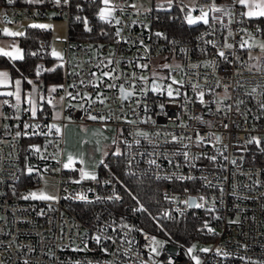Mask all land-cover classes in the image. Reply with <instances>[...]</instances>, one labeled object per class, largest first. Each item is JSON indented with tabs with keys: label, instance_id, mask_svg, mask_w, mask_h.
I'll list each match as a JSON object with an SVG mask.
<instances>
[{
	"label": "built area",
	"instance_id": "1",
	"mask_svg": "<svg viewBox=\"0 0 264 264\" xmlns=\"http://www.w3.org/2000/svg\"><path fill=\"white\" fill-rule=\"evenodd\" d=\"M3 1L5 10L2 18L5 19L6 14V20L18 23V29L26 28L24 23L19 22L22 17H45L49 12H53L55 18L67 20L68 27L64 42V61L56 58L47 63L48 46L45 40L39 39L35 52L38 58L35 69L38 66L54 69L62 63L64 67H60L63 73L59 82L45 81L44 75L48 71H42L37 77L34 69L37 85L40 86L38 97H45L44 100L37 99L42 109L38 110L37 117L32 118L30 112L17 113L12 106L15 103L12 98H6L9 103L2 105L0 262L73 264L74 261L89 260L92 264H195L187 253L186 246L174 239L162 238L143 227L140 222L141 211L138 210L140 205L124 202L120 183L113 174L107 173L95 180H80V183H75L74 181L79 180L76 179L77 172L63 168L64 125L68 122H93L101 126H113L118 131L117 145L123 153L124 171L128 177L150 179L164 184L161 194L163 204L159 206L160 216L169 221L186 214L200 218L198 230L201 239L212 242L210 252L199 254L202 264H264V152L259 150L264 147V109L258 107V103L264 99L259 94L264 92V73L259 71L264 66V56H260L259 61L249 59L247 49H240L238 46L239 41L249 38L241 29L246 28L248 33L258 37L257 28L251 24L249 18L239 15L244 11L243 7L234 4V0H194L192 11L186 8L185 17L189 14L199 16L201 7L209 10L211 5L215 4L217 7H231L235 13L234 19L230 23V18L222 12L209 10L211 26L198 21L200 26L196 31L178 36L159 26L161 13L171 11L176 1L166 6L154 5L151 9L136 6L137 11L131 7L133 0H115L120 6L115 12V18L121 21L120 24H116L115 19L111 23L99 19L98 10L103 6L100 0H68V3L62 0L60 5L55 4L54 0H43L42 5L33 8L16 3L9 5L7 0ZM95 3L98 5L96 10L85 8L86 5ZM185 17L179 21L180 25L183 21L188 24ZM216 17H223V25L227 27L217 23ZM88 28H91V31H88ZM117 29H121L119 37L115 35ZM229 30L234 33V38L228 35ZM105 32L107 35L103 34ZM156 33L163 35L157 36ZM207 41H212L215 47ZM225 43H233L237 47L225 49ZM220 50H224L226 55L232 53L229 59L235 62H225L218 55ZM236 56L240 57L239 61L235 60ZM108 60L113 63L108 67L101 65L103 70L110 71L115 68L120 77L115 83L129 90L135 85L136 94L123 99L119 87H101L99 91L104 92L110 99L105 104L97 102L89 107L85 100H72L66 96L63 89H58L56 93H51L55 101L60 100L61 96L65 99L61 102L62 114L59 119H55L51 105L47 103L50 88L53 85L76 83L77 88H68L67 91L74 94L79 92L81 95L90 92L95 99L96 90L80 85L79 80L83 78L87 83L89 72H97L99 75L96 65L101 61L107 64ZM115 61H119V64ZM207 62H213L215 68L206 67ZM145 63L149 65L147 69L137 67V64ZM163 64L179 68L171 71L161 68ZM193 64L199 67L193 69ZM73 70L79 75H70ZM133 72L137 76H147L148 83L130 78ZM153 72L163 76L171 74L176 79L185 81L183 86L174 85L179 87L182 93L175 102H171V98L166 94L160 95L151 90L146 96L140 95V88L150 89L153 82L171 83L170 80H158L153 76ZM104 79L112 82L107 77ZM218 81L220 87H216ZM190 82L200 83L201 90L205 92V104L199 102ZM224 84L229 86L227 93L224 91ZM258 85L261 87L257 89V93L249 95L251 89ZM183 93H187L191 101L187 103L186 110L181 107V104L185 103ZM225 96L231 98L223 100L222 110L218 111L215 100ZM137 101L141 103L138 105ZM209 101L211 103H208ZM238 101H243L239 104L243 115L236 111ZM70 104L76 107H70ZM81 104L84 105L83 108L79 107ZM144 104H147V111L143 109ZM160 104H164L163 109L159 108ZM227 105L232 106L231 112H227ZM22 108L29 107L22 105ZM89 114H111L112 118L107 121H94L89 119ZM149 116L156 121L155 124L142 122ZM196 117L200 119L197 120ZM128 121L137 123L129 124ZM25 123L39 124L40 127L25 129ZM53 123L60 124V133L52 129L48 136L32 135L33 132L47 133V125ZM185 124L187 127H183ZM223 124H228L229 127L225 129ZM121 129L125 130L123 135L120 134ZM135 129L161 133L155 150L143 139L140 145L134 143V139H140L129 134ZM17 131L27 132L29 135L17 137ZM167 133L191 137V140L165 144L163 141L166 138L170 140V137L166 136ZM197 133L205 138L203 142L197 140ZM212 133L222 139L216 140ZM252 136L261 138L259 147L255 143H246ZM125 139L128 143L124 142ZM185 144L188 147H184ZM31 145L41 146V152H34ZM154 151L156 155H147ZM57 152L58 156L55 155ZM164 152L169 153V157L161 155ZM184 152L188 153L187 161L182 154ZM172 153L180 154L171 155ZM42 156L46 158H41ZM212 156L216 157L214 161L209 159ZM151 158L157 159L160 168L151 166L148 175H144L150 168L147 161ZM169 158L172 163H169ZM232 160L236 163H231ZM22 165L32 184L21 188L19 181ZM28 166L37 168L39 172L29 175L26 171ZM46 168L47 172L44 171ZM41 174L55 179V193L60 197L58 202L22 198L33 191L31 186L40 183ZM156 175L171 178L156 179ZM180 176L193 179L181 180L178 178ZM78 194H84L87 200L75 198ZM117 195L120 199H115ZM172 197L177 199H170ZM189 197L195 198L196 203H203L204 207L195 208L182 203ZM200 197H204V200L201 201ZM213 208L215 211H210ZM41 212L44 215H40ZM165 212L170 213L172 218L166 217ZM205 223L207 227L204 226ZM123 224L128 227H121ZM209 228L213 231H209ZM95 235L112 239H103L101 244H97L93 239ZM148 237H155L157 241L161 238L164 242L162 247L154 245ZM85 242L89 250H75L77 246L84 248ZM149 245L158 247L160 254L153 253ZM102 247H107L108 253H104Z\"/></svg>",
	"mask_w": 264,
	"mask_h": 264
},
{
	"label": "snow or ice",
	"instance_id": "2",
	"mask_svg": "<svg viewBox=\"0 0 264 264\" xmlns=\"http://www.w3.org/2000/svg\"><path fill=\"white\" fill-rule=\"evenodd\" d=\"M27 2L29 4H39L42 3L43 0H27ZM62 2V0H54V3L57 5H60ZM64 3H68V0H63ZM101 4L103 5L102 7H99L98 10V15H99V19L102 21H105L107 23H111L112 20L115 19V23L116 24H120L121 21L119 19L115 18V12L117 11V8L120 7L119 5H117L115 3V0H100ZM169 2H171V0H169ZM16 0H7V4L12 5L15 4ZM234 4L236 5H240L243 6L244 8L247 9V11H243L240 12L239 15L243 16V17H247L249 19H259V18H264V0H234ZM131 7L133 9H136V5L132 4ZM123 10V9H121ZM138 11V9H136ZM211 11L214 12H222L224 14V16H227L230 18V23L233 21L235 13L233 12L231 7L225 6V7H217L215 4L211 5L210 9ZM209 10H205V8L201 7L200 8V15L199 16H192L191 14L187 15L185 18L188 22V24L192 25V24H196L198 21H202L203 24L205 25H210V21H209ZM7 18L6 14H5V19ZM77 19H80V17H77ZM217 23H220L221 25H223V17H216L215 18ZM85 24H87V19H85ZM211 26V25H210ZM224 27H227V25H223ZM29 27L31 28H39V29H51L52 25L50 24H37V23H33L31 25H29ZM88 31H91V28L87 29ZM258 31H260V29H257ZM241 31L245 32L248 34V39H244L238 42V46L240 49H247L248 54H249V59H256L257 61H259V57H253L251 55V52L253 49H259L260 52L264 53V39H261L259 41L256 40L255 36H253L251 33H248V30L245 29H241ZM0 32H3V34L5 36L8 37H22L25 35V32L23 31H14L13 29L9 28V27H4L3 29H0ZM104 35H107V33H103ZM115 35L117 37H119L121 35V29H117ZM157 36H161L163 35L162 33H156ZM228 35L230 37L234 38V33L229 30ZM141 43H143V41H140ZM207 43L209 44H213L212 41H207ZM102 47V46H101ZM213 47H215V44H213ZM237 47L236 44L233 43H225L223 45V48L225 49H235ZM10 49V50H9ZM147 46H145V51H147ZM31 55L35 56L37 55V53L33 52L31 53ZM51 55L53 57H56L58 60L60 61H64V57L63 55L57 51L54 47L52 48L51 51ZM114 55V54H113ZM219 57H221L225 62L227 63H234L235 61L230 60L229 59V55H232V53H229L228 55H226L224 50H220L218 52ZM0 56L3 57H7L9 59H11L12 61H20L23 60L24 57V52L23 49H21L19 46H17L14 42L8 46H3L0 45ZM240 57L236 56L235 60L239 61ZM113 63L112 60H108L107 64H104L103 61L100 62V64H97L96 67L99 69V75L97 74V72H89V79L87 81V83L85 82V80L83 78H81L79 80V84L80 85H84L85 87H91L94 90H96V95H95V99H93V94L90 92H84L83 95H81L79 92H76L75 94L71 91H67L68 88H77L78 85L76 83H72L69 85H64V84H60V85H53L50 88V94L47 97V103L49 105H52L53 108L57 107V104L60 102H63V100L65 99L64 96L60 97V101L55 102V97H53L51 95V93H56L58 91V89H63L65 91V94L67 97L71 98L72 100H76L77 98L85 100V102L88 104L89 107H91L92 104H95L97 102H99L100 104H105L106 101L108 99H110V97H107L104 92L99 91V89L101 87L107 88V89H112V88H117L119 87V91L121 94V97L123 99H128L130 97H132L133 95L136 94V89H135V85L131 86V90L129 89H125L123 85H117L115 83V81L117 79H119V75H117V70L115 68H112L110 71H104L103 68L101 67V65H103V67H108L109 65H111ZM115 63L118 65L119 61H115ZM59 67H64V64H60L58 65ZM205 66H211L213 68H215V64L213 62H207L205 64ZM137 67L140 69H147L149 67L148 64H137ZM161 68L164 69H170L171 71H176L179 66H177L176 68H173L172 65L170 64H163L160 66ZM199 65L197 64H193L191 65V68L195 69L198 68ZM55 69H44L42 66H38L35 69V74L37 77H39L42 73V71H54ZM249 71H251V68H249ZM259 71H261L262 73H264V66H262ZM70 75H79L78 73L75 72V70H73L71 73H69ZM237 75L239 74V72L236 73ZM153 76L156 77L158 80H170L171 83L168 84H162L159 82H153L151 84L150 89L147 87H141L140 88V95L141 96H146L148 91L151 90L152 92H156L159 93L160 95H165L169 98H171V102H175L176 98L180 97L182 95L181 90L179 87H174V85H181L183 86L185 81L183 79H176L175 76H172L171 74L167 75V76H163L160 75L157 72H153ZM105 77L108 78V80L112 81L111 83L105 81ZM129 77H126V79H128ZM132 79H138L140 81H142L144 84L148 83V77L145 75H139L137 76V74L135 72L131 73V77ZM205 82H207L206 78H205ZM27 83L30 85H33V89L34 91L37 90L40 86L35 84L32 80H27ZM191 83V82H190ZM21 84H22V80L21 79H15L13 80L8 71H0V87H4V88H9V87H14V91H3L0 92V96H6V97H14L15 98V103L12 105L17 113L20 112H25L28 113L30 112L31 117L32 118H36L37 117V112L38 110L42 111V109L40 108V105L37 103V98L34 95V92H28L26 94V96L24 94H22V90H21ZM191 87L193 92L195 93L196 97L199 99V102L201 104H205L206 101L204 99L205 97V92L203 90H201V85L200 83H191ZM216 87H220V82L218 81L216 84ZM228 85L224 84V91L227 93L228 92ZM261 87V85H258L257 87H254L251 89V92L249 93V95L252 94H256L257 93V89ZM261 95V97H264V92H260L259 93ZM184 97H185V103L181 104V107L186 110L187 108V103L191 102L189 101V98L187 96V93H183ZM230 96H225L223 98H217L215 100L216 106H217V110L220 111L221 109V104L223 103V100L225 99H230ZM39 100H44L45 97L43 95H40L38 97ZM27 103L28 105H30L31 107L29 108H22V104ZM9 101L7 99H5L4 101L0 102V104L6 105L8 104ZM141 102L137 101V104L139 105ZM208 103H211V101H209ZM243 103V101H238L237 105H236V111L240 112V108H239V104ZM70 107H76V105H69ZM79 107L83 108L84 105L81 104L79 105ZM258 107L260 109H264V99H261V101L258 103ZM159 108L163 109L164 108V104H160ZM143 109L145 111H147V104L143 105ZM227 112H231L232 111V106L231 105H227L226 106ZM241 115H243V112H240ZM19 119V116L17 117ZM60 118V112L56 113V119ZM112 116L111 114L105 116V115H91L89 114V119L91 120H101V121H107L109 119H111ZM70 119V117L68 118ZM197 120H199V117H196ZM257 119H259V117H257ZM143 123H150V124H155L156 121L152 120V118L149 116L147 117V119L142 121ZM129 124H136V121H128ZM6 127V126H5ZM19 127V125H18ZM40 125L39 124H29V123H25L24 124V128H35V129H39ZM49 131L47 133H40V132H33L32 135H40L43 134L45 136H48L51 134V130L55 129V131L57 133L61 132V127L56 124L53 123L51 125H47ZM183 127H187V125H183ZM223 127L225 129H227L229 127L228 124H223ZM124 129L120 130V134L123 135L124 133ZM130 135H132L133 137H139L140 139H134V143L136 145H140L141 143V139H143L144 141H147L148 144L152 145L154 150L157 147V142L161 136V133L155 132V133H150L146 130L143 129H135L133 131H131L129 133ZM21 135H29V133L27 132H20L17 131L16 132V136L19 137ZM212 136L215 137L216 140H221L222 138L218 135H216L215 133L211 134ZM167 137H170L169 139H165L163 141V143L167 144L170 142H181L184 139H188L191 140V137H183V136H178L176 134L173 133H167L166 134ZM153 137H155V139H153ZM204 137L200 136L199 133H197V140L199 142H203L204 141ZM125 143H128V141L125 139L124 141ZM0 143H3V141H0ZM49 143H52V141H49ZM113 143H116V140H113ZM246 143L251 144V143H255L258 147L261 145V138L260 137H256V136H252L249 140L246 141ZM31 149L36 152V153H40L41 152V146L39 145H31L30 146ZM129 147H131V145L129 144ZM184 147H188L187 144L184 145ZM227 146L225 145V148ZM259 150L261 152H264V147H260ZM116 156H120L123 153H121L119 150H117L115 153H113ZM180 153H172L171 155H179ZM183 156L185 157V160H188V153L184 152L182 153ZM55 155H59V153L57 152ZM129 155H131V153H129ZM138 155H145V153H138ZM147 155L149 156H154L156 155V152L154 151L153 153H148ZM161 155L165 156V157H169V153L164 152L161 153ZM222 155V153H221ZM41 158H46V157H41ZM198 157H193V159H197ZM210 160H215L216 157L212 156L209 157ZM224 159H227V157H224ZM76 163V159L72 154H69L67 156V162L63 164V168L64 169H74V165ZM81 163H83V161L81 160ZM102 163V161H101ZM147 163L149 164L150 168L148 170H146L144 172V175H148V172L151 171V166H155L156 169L160 168V165L157 163V159L155 158H151L148 159ZM169 163H172V160L169 158ZM231 163L235 164L236 161L232 160ZM131 166V160L129 161V167ZM27 173L29 175L33 174L34 172L38 173L39 170L33 166H28L26 169ZM45 172L48 171V169L46 168L44 170ZM53 171H59L58 169H53ZM80 172V176L82 179H91V180H95L96 176L94 173H90L87 172L83 169L79 170ZM133 175H135V173H131ZM170 179L171 177H161L159 175H156V179ZM181 180H185V179H193V177H187V176H180L178 177ZM40 179L44 181L45 183V188H41V189H37L36 191H32L30 192L28 195L23 196L22 198L25 200L28 199H32V200H38V201H56L58 202L60 197L55 193V192H49L46 190L47 188V180L44 178V176L41 174L40 175ZM206 179V178H205ZM75 183H80V180H76L74 181ZM75 198L80 199V200H87V197L84 194H78ZM168 197L166 196V199ZM108 199H113V197H108ZM115 199H120V197L117 195L115 196ZM170 199H177L176 197H172ZM201 201L204 200V197H200L199 198ZM182 203L184 204H188L190 207H195V208H202L204 207L203 203H196L195 202V198L193 197H189L187 200L182 201ZM140 211H145L147 212V209L143 207V205L140 206V208L138 209ZM179 211V210H178ZM210 211H215V209H210ZM182 214V213H181ZM40 215H44L43 212L40 213ZM164 215L168 218H172L171 214L168 212H165ZM205 227H207V223H205L204 225ZM121 227L127 228L128 225L127 224H123L121 225ZM209 231H213V229L209 228ZM93 239L96 241L97 244H101L103 239H112L111 237H103L102 235H95L93 237ZM148 239H150L154 245H159L162 247L163 245V241H157L155 237H148ZM129 243H131V241H129ZM151 251L153 253H155L156 255L160 254L159 248L149 245ZM75 250L78 251H86L89 250L87 243H84V248H79V246H77V248ZM104 253H108V248L107 247H102L101 249ZM197 251L196 246L193 245L192 247L187 249L188 254L191 256V259L193 261H195V264H202V260L201 258L195 254V252ZM199 251L201 252H210L211 249L209 248H201L199 249ZM219 252V249L217 250ZM125 255H127V252H125ZM224 255H228V253H224ZM0 264H3V262H0ZM24 264H28L27 261L24 262ZM73 264H92V261L89 260H84V261H74ZM169 264H171V262H169ZM255 264H260V262H255Z\"/></svg>",
	"mask_w": 264,
	"mask_h": 264
},
{
	"label": "trees",
	"instance_id": "3",
	"mask_svg": "<svg viewBox=\"0 0 264 264\" xmlns=\"http://www.w3.org/2000/svg\"><path fill=\"white\" fill-rule=\"evenodd\" d=\"M43 3L44 1L39 4H29L27 0H16V4L21 6L27 5L28 7H36ZM0 4H4V1L0 0ZM97 6V3H95L86 5L85 8L91 11L96 10ZM186 13L187 9L183 5L174 2L171 11L161 13L162 20L159 21V26L167 32L178 36H185L190 31H196L200 23L188 25L183 21L181 25L179 24V21L185 17ZM173 16L175 19H172ZM249 20L257 29H260L259 32L264 36V18ZM24 32L25 35L19 37V43L23 48L25 58L20 61H10L4 57H0V66L9 67L13 75L17 74L16 69H18L25 78H35L34 69L38 58L36 55H31V53L36 52L38 49L39 39L45 40L48 46L50 31L48 29L27 26ZM51 61L52 58L49 55L46 58V62L50 63ZM54 69V71H48L44 75L45 81L59 82L62 80V69L60 67ZM35 80L37 81L36 78ZM107 173L113 174L119 181L120 191L123 194L125 203L143 205L147 209V212L141 211L140 216V222L145 229L153 231L162 238L174 239L183 246H186L195 239L202 238L198 230L200 218L186 214L169 221L159 215V206L163 204L161 194L164 184L162 182L128 177L124 171L123 156H115L113 151L107 154L104 163L100 165L98 178ZM31 184L32 181L24 173V166L22 165L19 187L30 186Z\"/></svg>",
	"mask_w": 264,
	"mask_h": 264
},
{
	"label": "rangeland",
	"instance_id": "4",
	"mask_svg": "<svg viewBox=\"0 0 264 264\" xmlns=\"http://www.w3.org/2000/svg\"><path fill=\"white\" fill-rule=\"evenodd\" d=\"M159 0H133V4L137 7L144 9H151L153 5H156ZM179 4L183 5L188 10L192 11L194 0H176ZM2 8H4L2 6ZM19 22L27 24H50L52 28L50 30V45L49 52L51 54L52 48L54 47L62 55L64 42L67 38V20L61 18H55L53 12H49L47 16H33L31 18L22 17ZM12 25L16 26L18 23L12 20ZM255 32V31H254ZM258 37L256 40L259 41L264 39V36L257 30ZM253 57L264 56V53L260 52L259 49H253L251 52ZM87 129L83 128L82 125L75 124L73 122H68L63 129L62 135V162L63 164L67 162V156L72 154L76 163L74 169H69L77 172L76 179L79 180H91V179H82L80 176V169H83L87 172L94 173L96 178L99 175V167L104 163V160L107 154L110 151L115 153L117 150L120 151V147L117 145L119 141L118 131L113 126H101L96 123H89ZM113 140H116V143H113ZM81 160L83 163H81ZM102 161V163H101ZM47 180L46 190L49 192L56 191V181L54 178L44 176ZM45 183L43 180H40V183L35 186H31L33 191L37 189L45 188ZM158 241H163L161 238H158ZM196 246L197 251L196 255L199 256L201 248H211L212 242L205 239H195L186 245V251L188 248ZM188 253V252H187ZM190 256V255H189ZM191 257V256H190Z\"/></svg>",
	"mask_w": 264,
	"mask_h": 264
},
{
	"label": "crops",
	"instance_id": "5",
	"mask_svg": "<svg viewBox=\"0 0 264 264\" xmlns=\"http://www.w3.org/2000/svg\"><path fill=\"white\" fill-rule=\"evenodd\" d=\"M174 1L176 0H171V2H169V0H159L158 3H156V5H160V6H166L168 4H171L173 3ZM177 2V1H176ZM133 3V2H132ZM2 6L4 8H2ZM27 6V5H25ZM154 6V5H153ZM28 7V6H27ZM243 7V6H242ZM30 8H33V7H30ZM244 11H247L246 8H244ZM5 10V5L4 4H0V29H3L4 27H9L11 29H13L14 31H23L25 30V28H21V29H18L17 26H13L12 25V20L10 21H7L6 19H3L2 18V13L3 11ZM26 18H31V17H26ZM30 24H27V26H29ZM49 30V29H48ZM50 31V30H49ZM15 43L17 46H19L21 49H23L19 43V37H8V36H5L4 34H0V45H3V46H8L12 43ZM49 45H50V41H49V44H48V52H49ZM10 50V49H9ZM63 53H64V48H63ZM49 55L50 57L53 59H56V57H53L50 52H49ZM0 57H3V56H0ZM10 61H12L11 59L7 58V57H4ZM0 71H8L9 72V75L10 77L15 80V79H21L22 80V84H21V90H22V94H24L26 96V94L28 92H34V95L36 96V98L38 99V95H39V92H38V89L34 91L33 89V85H30L27 83V80H32L35 84H37V81L35 80V78H25L18 69H16V75H13L12 72H11V69L9 67H3V66H0ZM3 91H14V87H9V88H4V87H0V92H3ZM6 98H12L14 101H15V98L14 97H6V96H0V102L4 101ZM60 100H56L55 102H58ZM54 102V103H55ZM2 105L3 104H0V116L2 114ZM22 105H26L28 107H31L30 105H28L26 102ZM51 108V112H52V115L54 116V118L56 119V113L57 112H60V116L62 114V103H58L57 104V107L56 108H53V106L51 105L50 106ZM74 123V122H73ZM89 123H93V122H81V123H75V124H79V125H82L83 128L87 129L90 125ZM60 126L59 123H56ZM67 124V123H66ZM66 124L64 125V127L66 126ZM61 127V126H60ZM63 127V129H64ZM62 129V127H61Z\"/></svg>",
	"mask_w": 264,
	"mask_h": 264
}]
</instances>
